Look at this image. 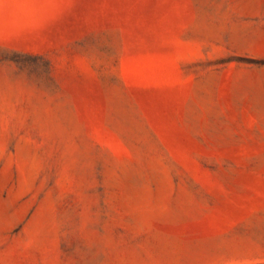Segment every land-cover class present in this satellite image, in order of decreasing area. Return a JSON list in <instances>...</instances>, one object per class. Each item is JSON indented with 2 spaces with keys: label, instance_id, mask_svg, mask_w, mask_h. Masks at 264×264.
<instances>
[{
  "label": "rangeland",
  "instance_id": "obj_1",
  "mask_svg": "<svg viewBox=\"0 0 264 264\" xmlns=\"http://www.w3.org/2000/svg\"><path fill=\"white\" fill-rule=\"evenodd\" d=\"M0 264H264V0H0Z\"/></svg>",
  "mask_w": 264,
  "mask_h": 264
}]
</instances>
